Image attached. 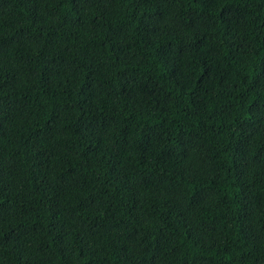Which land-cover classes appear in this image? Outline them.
<instances>
[{
  "label": "trees",
  "instance_id": "16d2710c",
  "mask_svg": "<svg viewBox=\"0 0 264 264\" xmlns=\"http://www.w3.org/2000/svg\"><path fill=\"white\" fill-rule=\"evenodd\" d=\"M0 264H264V0H0Z\"/></svg>",
  "mask_w": 264,
  "mask_h": 264
}]
</instances>
